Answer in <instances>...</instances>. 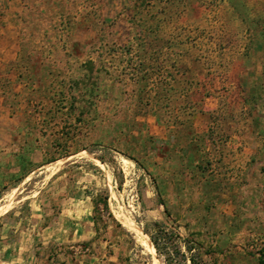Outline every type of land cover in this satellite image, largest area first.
<instances>
[{
  "label": "rangeland",
  "instance_id": "374dc122",
  "mask_svg": "<svg viewBox=\"0 0 264 264\" xmlns=\"http://www.w3.org/2000/svg\"><path fill=\"white\" fill-rule=\"evenodd\" d=\"M77 2L76 56L42 67L40 141L0 188V245L34 243L40 212L89 197L94 245L75 253L264 264V0ZM142 88L153 111L134 114Z\"/></svg>",
  "mask_w": 264,
  "mask_h": 264
},
{
  "label": "crops",
  "instance_id": "0c3cea01",
  "mask_svg": "<svg viewBox=\"0 0 264 264\" xmlns=\"http://www.w3.org/2000/svg\"><path fill=\"white\" fill-rule=\"evenodd\" d=\"M77 1L0 0V188L23 176L24 160L40 141L36 132L41 104L35 96L41 93L42 67L63 56H76L70 53L78 43L73 33L87 18L78 10ZM216 107L208 104L204 109ZM201 118L196 116L194 127ZM89 204V197H69L55 213L40 212L44 227L35 234L40 235L37 241L33 243L31 235L22 232L16 243L1 244L0 264H109L110 258L93 248L89 252L75 248L77 253L68 250L73 242L94 245L91 210L80 212L82 205L90 209ZM61 243L68 244L62 248Z\"/></svg>",
  "mask_w": 264,
  "mask_h": 264
},
{
  "label": "trees",
  "instance_id": "16d2710c",
  "mask_svg": "<svg viewBox=\"0 0 264 264\" xmlns=\"http://www.w3.org/2000/svg\"><path fill=\"white\" fill-rule=\"evenodd\" d=\"M148 67H149L148 64H145V63H142L141 64L140 70H139V72L141 73L140 74V77H139V81H145V82H147L148 79H151V75L149 74V72H147ZM144 85H146V84L144 83ZM171 96H168L166 94H162L161 97L164 98V99L169 100L171 98ZM152 99H153L152 98V95L148 91H145L143 88L140 89L139 90V93L137 95L138 106L134 110V114H146L148 112H152L153 110H151V108L147 109V105L152 101ZM143 102H144L143 105H145V106H142L141 107L140 105ZM168 113H171V112H167V114ZM190 115H191V111L189 110L188 116H190ZM56 159L57 158H51L47 162H52V161H55ZM93 203H94L93 209H94V212H96L97 211V208H98L97 202L94 200ZM103 208L106 209V210L108 209V205H107V203L105 201L103 203ZM94 218H95V216H94ZM154 224L156 225V223H154ZM150 238L153 241L155 248L158 249L155 237H153V235L150 234ZM188 250H191V248L188 247ZM263 253H264V250L262 251V254Z\"/></svg>",
  "mask_w": 264,
  "mask_h": 264
},
{
  "label": "bare ground",
  "instance_id": "6f19581e",
  "mask_svg": "<svg viewBox=\"0 0 264 264\" xmlns=\"http://www.w3.org/2000/svg\"><path fill=\"white\" fill-rule=\"evenodd\" d=\"M31 191V190H30ZM10 203H11V200H10ZM2 204V203H1ZM5 206V204H3V205H0V210L3 208ZM131 222V221H130ZM133 224V223H132ZM139 236V235H138ZM140 238H142V237H140ZM139 239V238H138ZM149 241V240H148ZM142 242V241H141ZM149 248L151 249V251H153L154 252V247L153 246H149ZM148 249V248H147Z\"/></svg>",
  "mask_w": 264,
  "mask_h": 264
}]
</instances>
